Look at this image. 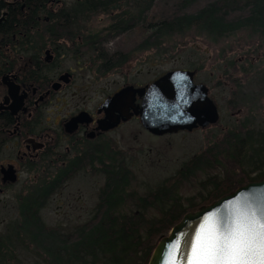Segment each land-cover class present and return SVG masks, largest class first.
Returning <instances> with one entry per match:
<instances>
[{
	"label": "trees",
	"instance_id": "trees-1",
	"mask_svg": "<svg viewBox=\"0 0 264 264\" xmlns=\"http://www.w3.org/2000/svg\"><path fill=\"white\" fill-rule=\"evenodd\" d=\"M117 1L86 0V15L120 9L111 16L108 31L117 36L141 25L144 30L135 50L160 48L172 37L187 34L217 40L244 31L264 40V0ZM115 55L110 61L109 56ZM129 57V52L118 50L104 55L103 60L114 67ZM253 81L264 96V74ZM100 152L104 154L99 149L79 155L52 181L19 200L17 217L0 233V264H147L157 242L185 213L264 178V127L250 124L247 118L225 130L144 195L129 190L134 176L124 160L105 162ZM87 166L104 176L92 216L70 230L47 226L41 210L50 196ZM194 181L198 191L182 197V185Z\"/></svg>",
	"mask_w": 264,
	"mask_h": 264
},
{
	"label": "flooded vegetation",
	"instance_id": "flooded-vegetation-1",
	"mask_svg": "<svg viewBox=\"0 0 264 264\" xmlns=\"http://www.w3.org/2000/svg\"><path fill=\"white\" fill-rule=\"evenodd\" d=\"M127 1L131 3L117 2ZM85 3L0 0V197L18 184L25 192L20 198L33 192L79 155L97 152L102 135L139 120L136 116L111 130L98 129L106 98L126 85L149 83L126 82L104 98L98 88L90 92L87 83L127 62L110 67L103 60L118 50L102 47L101 32L88 31L89 20L106 12L86 15ZM108 26L103 29L106 36L112 35ZM89 75L92 80L86 82Z\"/></svg>",
	"mask_w": 264,
	"mask_h": 264
},
{
	"label": "rangeland",
	"instance_id": "rangeland-1",
	"mask_svg": "<svg viewBox=\"0 0 264 264\" xmlns=\"http://www.w3.org/2000/svg\"><path fill=\"white\" fill-rule=\"evenodd\" d=\"M115 13H98L86 27L90 32H101L105 37L102 47L129 52L130 57L127 63L102 75L96 83H87L90 92L98 88L104 98L123 83L143 85L166 71L190 69L195 70L194 81L208 87L219 110L217 123L191 132L155 136L144 130L138 119H132L102 135L98 144L104 150L100 155L105 162H110V158L116 162L124 160L134 176L129 190L146 194L160 180L173 175L185 160L219 139L225 130L240 125L245 118L254 126L264 127V96H260L259 84L253 81L258 74H264V40L244 31L217 40L187 34L172 37L160 48L135 50L144 30L141 25L117 36L103 33ZM88 79L92 80L91 75L85 81ZM95 166L100 167L97 162ZM103 182V174L90 166L76 171L41 210L46 225L70 230L83 224L92 216ZM197 191L194 181L182 185L180 194L189 197ZM24 193L22 184H18L0 197V233L17 217L19 196Z\"/></svg>",
	"mask_w": 264,
	"mask_h": 264
},
{
	"label": "water",
	"instance_id": "water-1",
	"mask_svg": "<svg viewBox=\"0 0 264 264\" xmlns=\"http://www.w3.org/2000/svg\"><path fill=\"white\" fill-rule=\"evenodd\" d=\"M194 75L195 70L175 69L144 86L122 87L102 103L100 110L104 116L98 120V129L111 130L136 116L142 128L155 136L191 132L217 123L218 107L209 96L208 87L194 82ZM261 198H264V178L240 185L210 204L185 213L157 242L147 264H187V239L199 231L206 219L242 200Z\"/></svg>",
	"mask_w": 264,
	"mask_h": 264
},
{
	"label": "snow or ice",
	"instance_id": "snow-or-ice-1",
	"mask_svg": "<svg viewBox=\"0 0 264 264\" xmlns=\"http://www.w3.org/2000/svg\"><path fill=\"white\" fill-rule=\"evenodd\" d=\"M187 245V264H264V198L222 209Z\"/></svg>",
	"mask_w": 264,
	"mask_h": 264
}]
</instances>
